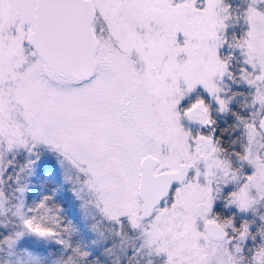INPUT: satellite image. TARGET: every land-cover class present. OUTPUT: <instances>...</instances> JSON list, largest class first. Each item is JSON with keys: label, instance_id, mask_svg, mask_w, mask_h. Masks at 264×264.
Returning a JSON list of instances; mask_svg holds the SVG:
<instances>
[{"label": "snow or ice", "instance_id": "6c2138e0", "mask_svg": "<svg viewBox=\"0 0 264 264\" xmlns=\"http://www.w3.org/2000/svg\"><path fill=\"white\" fill-rule=\"evenodd\" d=\"M0 264H264V0H0Z\"/></svg>", "mask_w": 264, "mask_h": 264}]
</instances>
